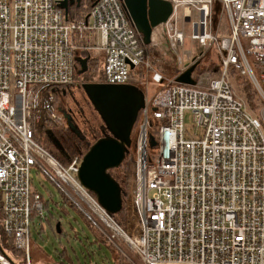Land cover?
<instances>
[{
	"label": "built area",
	"instance_id": "1",
	"mask_svg": "<svg viewBox=\"0 0 264 264\" xmlns=\"http://www.w3.org/2000/svg\"><path fill=\"white\" fill-rule=\"evenodd\" d=\"M164 1L173 13L154 29L150 47L174 60L180 71L173 79L147 57L123 0H100L81 20L67 18L59 0H0V264H32L33 215L45 218L34 166L121 255L123 244L141 264H264V0ZM218 11L225 32L213 27ZM187 29L200 49L215 51L212 72L198 71L203 54L184 61ZM77 51L103 55L100 83L133 85L131 75L144 67L149 84L158 85L145 94L134 149L123 163L127 228L80 183L83 157L62 164L38 141L62 119L56 97L76 80ZM194 64L196 83H177ZM231 71L255 90L258 114L236 95Z\"/></svg>",
	"mask_w": 264,
	"mask_h": 264
},
{
	"label": "rangeland",
	"instance_id": "2",
	"mask_svg": "<svg viewBox=\"0 0 264 264\" xmlns=\"http://www.w3.org/2000/svg\"><path fill=\"white\" fill-rule=\"evenodd\" d=\"M94 1H83V9L77 12L73 11L70 17L76 20L77 17L87 15L89 13L88 9ZM223 21L225 20L222 17L221 11L216 12L213 16L214 29L225 32V22ZM190 32L191 29H187L185 45L182 50L184 61L191 63L194 58L200 57L199 55L203 54L198 59V71L204 72L209 70L212 72L218 64L215 51L200 49L190 38ZM83 44L85 43L78 42V45ZM78 53L84 55V52L79 51ZM189 54L191 55V59H189ZM89 56L94 59L91 60L87 73H84L82 76L77 74L75 82L58 94L59 99L56 101V109L59 117L62 118L61 121H58L59 124L57 123L56 125H47L43 129L41 145L54 156H64L59 145L54 141V137L58 136L61 139L62 133L67 134V130H65L67 122L62 112H60V108L63 111L65 110V112L68 111V108L73 113V116L71 115L73 121L80 130H84L85 126L102 129L101 127L104 125L101 117L94 110L83 89V84L100 83L104 57L102 54L94 52H91ZM147 57L156 68L163 72L165 77L173 79L179 74L180 69L175 65L174 60L169 57H164V48L159 46L147 47ZM151 75L152 73H148L144 67L137 68L133 72V85L141 89L148 97H151L158 90V85L152 82L149 84ZM231 77L236 95L247 102L252 113L258 114L259 101L255 90L249 84L248 80L234 71H231ZM245 86L249 88L250 92L254 93L253 106L246 99ZM142 114V110H140L132 130V145L130 151L134 149V144L143 119ZM184 123L187 136H195L191 112H186ZM51 135L54 137L52 138ZM31 179L33 189L41 193L43 200L46 202L49 201L50 203L56 202L52 206L50 205L49 210L46 209L44 211L45 218L42 221L37 220L35 223L33 222L31 235L32 264H114L113 254L115 252L121 254L120 250L111 242L108 244L102 242L100 238L98 239V231H94L90 227L89 222L82 213L72 205L70 200L66 199V195L62 193L56 182L43 170L35 166L31 169ZM127 220L128 214L126 212V228ZM58 223L61 224L62 233H58L56 230ZM76 232L79 233L77 239L75 237ZM120 247L126 254V256H122L129 264H141L140 259L131 249L123 244ZM59 253L60 255H58ZM8 255L13 261L19 262L18 253L10 251Z\"/></svg>",
	"mask_w": 264,
	"mask_h": 264
},
{
	"label": "water",
	"instance_id": "3",
	"mask_svg": "<svg viewBox=\"0 0 264 264\" xmlns=\"http://www.w3.org/2000/svg\"><path fill=\"white\" fill-rule=\"evenodd\" d=\"M100 0H95L94 7ZM81 0H77L78 7ZM73 0H59V6L69 18ZM127 14L138 33L143 37L145 46L152 44L155 28L168 21L173 13V6L164 0H123ZM87 59H78L82 65L80 75L87 72ZM197 64L190 66L177 79V83L194 85L192 73ZM133 69V66H131ZM83 89L101 117L106 132L95 143L89 146L83 156L78 172V179L83 187L90 191L98 203L110 214L116 215L123 210V191L110 171L120 168L132 145V130L137 116L145 107V94L135 85H110L103 83H86ZM67 120L68 128L79 135L77 125L71 115L61 111ZM150 144L156 145L151 137ZM1 201V196H0ZM61 233V224L56 225ZM1 249V245H0Z\"/></svg>",
	"mask_w": 264,
	"mask_h": 264
},
{
	"label": "trees",
	"instance_id": "4",
	"mask_svg": "<svg viewBox=\"0 0 264 264\" xmlns=\"http://www.w3.org/2000/svg\"><path fill=\"white\" fill-rule=\"evenodd\" d=\"M83 2H81V6L74 8V9H70L69 11V17L71 16V13L73 11L77 12L82 10L83 8ZM93 3L91 4V6L88 9V12L91 10ZM71 18V17H70ZM83 17L80 16L78 17V20H81ZM72 19V18H71ZM75 20V19H73ZM131 81H133V74L131 75ZM77 76H75L76 78ZM102 70H101V80H102ZM133 83V82H132ZM247 83V82H246ZM245 91H246V99L248 101V103L253 106V100H254V93L249 91V88L247 86H245ZM59 96L56 97V101H58ZM74 122V121H73ZM75 124V123H74ZM76 125V124H75ZM67 127L65 128V130H67V134H61V139H59V137L57 138L56 136L54 137L53 135H51V137H54V141L59 145L61 151L63 152L64 156L63 157H59L57 155H53L60 163L62 164H68L73 157H75L76 155L83 157L85 155V153L88 151L89 146L92 145L93 143H95L99 138L104 136V132L102 131V129H97L94 127H86L84 130H80L79 127L77 126V130L79 132V135H77L75 132H72L69 128L68 125H66ZM41 143V138H39L38 140ZM110 174L112 175V177L119 182V184L122 187V190H124L125 188V181H124V165H122L120 168L115 169L110 171ZM43 200V199H42ZM44 203V207L45 210H49L50 205L55 204L56 202L50 203L49 201H45L43 200ZM65 205V203H64ZM62 207V205H61ZM63 208V207H62ZM125 207L123 206V210L121 212H119L116 215H113V219L114 221L122 228H126V212H125ZM33 220L34 221H41V218H39L37 216L36 213H34L33 215ZM87 220V219H86ZM2 221H3V215L2 212L0 211V238H1V230H2ZM88 221V220H87ZM89 222V221H88ZM90 225V227L92 229H94L92 227V225L90 224V222L88 223ZM95 231V229H94ZM62 233V232H61ZM76 239L79 237V233L76 232ZM98 239L100 238V240L104 243H108V241L99 233L98 234ZM109 244V243H108ZM111 245V244H110ZM116 254V255H115ZM60 255V253L58 254ZM113 261L114 264H129L128 261L120 254L115 252L113 254Z\"/></svg>",
	"mask_w": 264,
	"mask_h": 264
},
{
	"label": "crops",
	"instance_id": "5",
	"mask_svg": "<svg viewBox=\"0 0 264 264\" xmlns=\"http://www.w3.org/2000/svg\"><path fill=\"white\" fill-rule=\"evenodd\" d=\"M86 18V15H84L83 16V18L82 19H85ZM75 19V18H74ZM76 20H78V17L76 18ZM75 44H76V41H75ZM79 51H77V56H76V68H77V74L80 76V71L82 70V65H81V63L78 61V59H87V58H90L89 59V61L87 62V65H88V69H89V64L91 63V60L92 59H94V58H91L90 56H89V54L87 53V54H85V52H84V55H80L79 53H78ZM104 62V61H103ZM88 69H87V71H88ZM102 71H103V64H102V69H101ZM87 73V72H86ZM83 75V74H82ZM81 75V76H82ZM100 82H101V80H100ZM52 206V205H51ZM50 209V208H49ZM47 221H49L48 219H46ZM31 255H32V246H31Z\"/></svg>",
	"mask_w": 264,
	"mask_h": 264
},
{
	"label": "flooded vegetation",
	"instance_id": "6",
	"mask_svg": "<svg viewBox=\"0 0 264 264\" xmlns=\"http://www.w3.org/2000/svg\"><path fill=\"white\" fill-rule=\"evenodd\" d=\"M83 1H85V0H81V2H83ZM88 1H92V0H88ZM94 1V0H93ZM70 2H71V0H70ZM95 2V1H94ZM93 2V3H94ZM78 7V4H77V0H73V4H72V6L70 7V9H74V8H77ZM80 6H81V3H80ZM79 6V7H80ZM63 91H64V89H63ZM85 92V91H84ZM87 96V95H86ZM89 100V99H88ZM91 105H92V103H91ZM93 106V105H92ZM93 108H94V106H93ZM60 110H62L63 111V109H61L60 108ZM67 110L68 111H66V114H68V115H72L73 116V113L67 108ZM94 110H95V108H94ZM65 111V110H64ZM96 111V110H95ZM97 112V111H96ZM98 113V112H97ZM65 118V117H64ZM65 121L67 122V120L65 119ZM102 128V131L105 133L106 132V128L104 127V125H103V127H101Z\"/></svg>",
	"mask_w": 264,
	"mask_h": 264
}]
</instances>
